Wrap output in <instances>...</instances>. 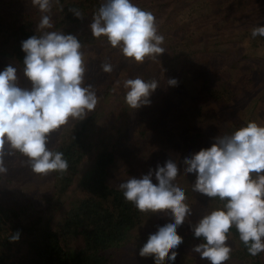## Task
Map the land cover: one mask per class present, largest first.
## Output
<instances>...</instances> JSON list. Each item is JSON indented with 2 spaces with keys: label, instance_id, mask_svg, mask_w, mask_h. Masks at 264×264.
Segmentation results:
<instances>
[{
  "label": "rangeland",
  "instance_id": "rangeland-1",
  "mask_svg": "<svg viewBox=\"0 0 264 264\" xmlns=\"http://www.w3.org/2000/svg\"><path fill=\"white\" fill-rule=\"evenodd\" d=\"M132 2L153 13L159 33L165 38L162 46L166 50L156 59L146 58L138 64L112 48L107 39L101 44L93 39L82 44L86 66L84 84L92 85L98 97L92 111L96 113L94 146L80 165L74 183L60 195L56 218L63 216L79 198V184L91 174L103 148L116 154L110 182L117 187L171 159L180 168L175 183L185 191L191 216L177 229L184 242L175 249L176 260L165 259L164 264H210L192 251L201 242L189 234L193 232L192 225L221 205L193 191L196 176L184 174L183 159L211 147L215 137L230 135L250 121L264 126V37H251L254 26H264V0ZM36 9L31 0H0L3 14ZM87 33L91 34L90 27ZM103 63H110L113 71L105 73ZM17 75L20 76L19 72ZM136 77L146 81L154 79L159 86L149 97V105L132 109L125 102L123 84ZM112 78L115 82L110 85ZM171 78L177 79V86L167 84ZM224 82L243 86V97L227 98L225 105H219L206 89L219 87ZM20 86L30 87L26 77ZM69 123L50 135L49 149L54 150L61 144ZM5 165L8 171L0 174V199L30 202L32 217L44 214L50 202L57 201V184L52 173L47 176L33 173L26 158L15 153L6 155ZM153 182H156L154 177ZM168 222H171L170 216L163 213H146L143 222L132 231L130 240L112 251L115 258L124 264H155L153 257H141L139 250L149 234L157 231V226ZM233 243L227 240L231 248ZM77 245L81 247L80 243Z\"/></svg>",
  "mask_w": 264,
  "mask_h": 264
},
{
  "label": "clouds",
  "instance_id": "clouds-1",
  "mask_svg": "<svg viewBox=\"0 0 264 264\" xmlns=\"http://www.w3.org/2000/svg\"><path fill=\"white\" fill-rule=\"evenodd\" d=\"M31 2L42 15L37 25L40 34L21 44L23 75L30 87L20 86L15 67L9 65L0 71V174L8 171L6 155L14 153L25 157L35 174H64L69 162L63 152L47 147L50 135L70 120L85 119L96 108L98 97L92 85L84 84L86 66L78 37L47 31L53 28L49 15L53 0ZM68 11L83 19L79 9ZM89 27L94 38L105 37L112 48L138 64L146 58L156 59L166 50L153 13L132 0H104ZM258 36L264 37L262 25L251 29V37ZM101 67L105 73L113 71L110 63ZM167 84L177 86L178 81L171 78ZM123 86L126 104L138 109L150 104L149 97L159 84L136 77L125 80ZM183 164L185 175L196 176L193 191L222 202L191 226L194 237L203 241L192 251L210 264H225L232 252L228 234L235 227L251 256L264 252V126L250 121L230 135L217 136L211 147L185 157ZM178 174L180 168L169 159L118 186L124 199L139 212L163 213L171 218V222L157 226L139 250L141 257H153L155 264L176 260L175 249L184 242L177 229L191 216L185 191L175 183ZM19 236L17 231L10 240L15 242Z\"/></svg>",
  "mask_w": 264,
  "mask_h": 264
},
{
  "label": "trees",
  "instance_id": "trees-1",
  "mask_svg": "<svg viewBox=\"0 0 264 264\" xmlns=\"http://www.w3.org/2000/svg\"><path fill=\"white\" fill-rule=\"evenodd\" d=\"M102 3V0H58V3L53 0L49 13L53 28L47 31L76 35L85 45L91 39L101 44L106 38L96 39L87 30ZM69 8L79 9L83 19L76 18L68 11ZM41 15L38 8L21 13H0V71L9 65L17 68L19 84L24 80L25 53L21 44L40 34L37 25ZM114 82L115 78H112L110 85ZM244 92V87L234 82L206 89V93L221 106L225 105L227 98H242ZM95 120V112H90L81 121L72 120L61 144L53 150L64 153L69 169L64 174L52 172L57 184V201L50 202L44 214L32 217L34 212L30 202L22 204L0 199V264H124L115 258L112 251L130 240L132 231L143 222L146 213L139 212L127 202L119 188L110 182L111 170L117 160L113 150L103 148L91 174L79 184V198L63 216L56 218L60 195L74 183L80 165L94 146ZM211 200L222 206L218 198ZM17 231L19 239L12 242L10 237ZM189 236L196 242H203L194 237L193 232ZM228 239L234 243L227 264H264V252L251 256L239 240L235 227L230 229ZM79 243L81 247H78Z\"/></svg>",
  "mask_w": 264,
  "mask_h": 264
}]
</instances>
